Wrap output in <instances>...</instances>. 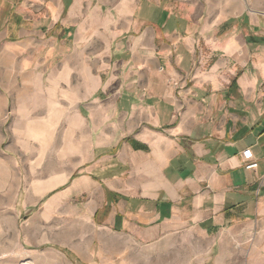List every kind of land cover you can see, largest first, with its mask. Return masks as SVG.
Returning <instances> with one entry per match:
<instances>
[{"label": "crops", "instance_id": "obj_1", "mask_svg": "<svg viewBox=\"0 0 264 264\" xmlns=\"http://www.w3.org/2000/svg\"><path fill=\"white\" fill-rule=\"evenodd\" d=\"M1 198L3 264H73L36 248L64 210L100 246L193 232L199 264H264V0H0Z\"/></svg>", "mask_w": 264, "mask_h": 264}, {"label": "rangeland", "instance_id": "obj_2", "mask_svg": "<svg viewBox=\"0 0 264 264\" xmlns=\"http://www.w3.org/2000/svg\"><path fill=\"white\" fill-rule=\"evenodd\" d=\"M62 130L63 126H60L58 131L59 140L68 137V135H66V133H63ZM61 155L62 152L60 151L59 147L57 160L59 179L61 177L66 176L67 173H65V170L67 169L66 167L70 164L69 159L63 158ZM33 160L34 159H31V165H33ZM36 160H39L42 164L41 167L44 168L41 176L43 177V179L48 178V167L52 159L49 156H46ZM26 161H28V158L26 159ZM35 176L37 177L39 175L36 174ZM65 186L66 184L61 185L58 189L47 193L43 198L41 205H38L35 210L26 213L22 212L18 227L19 225L21 227V225L28 224L29 220L36 221L33 215H36L39 212L41 214L46 213L48 215V207L47 205H45L46 201L53 193L62 190ZM82 200L84 202L85 198H82ZM2 202L3 201L1 198L0 203L2 204ZM79 203L80 208H82L84 204H82L81 201ZM65 212V210L58 212V217L56 219V221L58 222L56 228L58 242L55 243L54 241L50 240L49 234L51 229L48 225H46L40 230L41 243L37 245L38 247L36 248H40L45 245H54L58 248V251H61L65 256H67L69 260L72 259L73 264H199L200 262V254L197 253V248L194 247V244L195 242H198L199 244L203 243V240L200 237L194 238L193 232H189L191 235L189 237L175 239V241L170 244L169 248L167 246L146 248L145 244L138 245L139 247H136V244L132 243V240L127 236H124L123 234L121 236H114V234H111L102 237V244L100 246L97 241V238H93L94 235H97L98 230L100 229L99 223L93 225L92 222H78L77 220H74L72 216L69 218L66 217V214H63ZM0 215H3L2 212L0 213ZM3 225H5V222L3 220H0V250L3 242H5V240H2ZM80 231L89 233L88 242L84 240L83 242H81L82 250L84 251L85 256L82 253H77L74 250H71L68 246H66L69 245V243L62 238L63 234L66 232H70L71 234H77ZM77 237L78 236L76 235L75 240H77ZM32 242L38 243V240H34ZM207 243L208 242L203 243V246H206ZM42 257V261H40L38 264H53V254H43ZM28 263L34 264L31 258L26 256V258L22 260L20 264ZM0 264H3L1 261V255Z\"/></svg>", "mask_w": 264, "mask_h": 264}, {"label": "built area", "instance_id": "obj_3", "mask_svg": "<svg viewBox=\"0 0 264 264\" xmlns=\"http://www.w3.org/2000/svg\"><path fill=\"white\" fill-rule=\"evenodd\" d=\"M257 164L256 163H254V164H251L250 165V167H255Z\"/></svg>", "mask_w": 264, "mask_h": 264}]
</instances>
